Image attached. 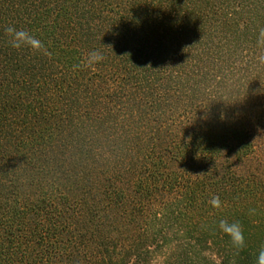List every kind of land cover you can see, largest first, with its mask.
I'll list each match as a JSON object with an SVG mask.
<instances>
[{
    "label": "trees",
    "instance_id": "1",
    "mask_svg": "<svg viewBox=\"0 0 264 264\" xmlns=\"http://www.w3.org/2000/svg\"><path fill=\"white\" fill-rule=\"evenodd\" d=\"M167 1L169 6L166 4L160 12L173 17L172 24H167L162 14L152 18L151 13H143V24L148 23L146 20L152 23L149 32L171 30L178 23L176 11L171 10L173 3ZM141 2L116 0L111 5L110 0H55L53 4L39 0H0V35L5 24L15 26L21 22L18 18L14 22L11 15L23 9V25L46 45L49 54L45 56L54 59L57 56V65L64 69L52 74L47 71L49 67L42 66L33 78L23 80L24 101L17 115L21 120L12 123L22 128L12 136L10 152L0 146V264H78L88 260L95 264L99 260L92 255L88 259L83 237L75 233L73 221L79 219L78 212L83 208L67 184L72 178L78 186L74 191H80V195L93 182L102 199L116 200L134 227L144 231L143 235L160 236L162 229L171 223L170 214H183L187 219L191 212L200 218L207 215L209 221L217 222L213 226V231L217 230V242L213 241L220 253V264H256L262 238L259 237L258 243L249 241L256 236L249 232L250 220L244 217V212L249 211L250 218H257L254 215L261 212V208L256 210L253 205L263 199L264 170L242 172L236 167L254 153L248 121L264 120V106L258 107L255 100L250 102L252 91H247L243 103L220 105L186 95L183 85L194 76L188 75L187 66L175 71V59L165 57L158 63L163 56L157 42L155 55L146 56L149 49L142 52L149 66L147 70L153 65L154 69H162L160 73L148 75L147 70L141 73L139 59L133 55L135 61L122 60L127 65L116 64V75L107 77L105 82L110 87L102 97L104 100L95 98L86 104L88 95H92L88 83L92 75L98 78L97 72H90L89 77L88 68L81 66L83 50H69L59 41L57 31L62 25L58 22L73 23L76 16L73 17L72 11L81 5H90L95 10L111 5L124 21L125 7L130 5V11L139 13ZM159 2L162 0H148V5L159 8ZM53 25L57 30L50 32ZM173 39L170 38L171 42ZM130 59L134 58L130 56ZM101 65L102 62L98 63ZM249 66L250 63L246 69ZM200 78L206 80L210 75ZM151 82L157 83V87H152ZM58 98L64 107L57 106L61 103L56 101ZM72 99L78 103L76 109L82 106V112L85 108H91V112L79 115L73 109ZM11 127L7 112L0 110V135ZM144 132L147 136H141L140 141L145 150L140 161L134 160L129 155L133 150L131 136ZM18 171L24 180L22 177L21 184L15 186L13 180ZM128 176L132 177L131 187L125 192L118 187ZM64 181L66 184H62ZM26 187L34 189L32 197L21 192ZM213 196L219 197V208L210 203ZM221 219L242 226L247 238L242 249H235L229 237L219 230ZM158 224L160 232L150 231ZM203 227L197 228L196 234ZM231 251L233 255L225 254Z\"/></svg>",
    "mask_w": 264,
    "mask_h": 264
},
{
    "label": "rangeland",
    "instance_id": "2",
    "mask_svg": "<svg viewBox=\"0 0 264 264\" xmlns=\"http://www.w3.org/2000/svg\"><path fill=\"white\" fill-rule=\"evenodd\" d=\"M54 1L39 0V3L53 4ZM110 1L111 5L116 3V0ZM171 1L173 3L171 10L176 11L178 23L174 24L171 30L167 29L166 31L160 29L157 32H149L152 29L151 20H146L148 23L143 24L145 19L142 16L143 13L147 14L148 12L152 14V18L157 14H162L161 16L167 18V24L171 25L173 17H166L165 11L160 12L166 4L168 5L167 0L159 2L161 4L159 8L152 5L150 7L148 0H142L138 5L141 10L139 13L130 11L131 7L128 5L125 7L126 13L123 14V16L126 15L124 21L115 13L116 10L114 11V7L109 3L110 6L96 7V10L90 5H81L72 11L74 12L73 17L74 14L76 16L73 23L58 22L62 28L57 31V36L69 50L81 49L85 54L98 50L104 56L103 65L98 66L97 64L94 69L87 71L89 77L92 75L90 72H97L98 78L96 79L92 75V81L88 83L90 84L88 91H91L92 95H88L89 100H85L86 104H91L90 101L92 102L95 98L100 102L104 100L102 97L110 87L106 83V79L116 75V64L123 67L127 65L122 60L127 59L130 62L139 59V70L142 71L141 73L145 72L149 66L144 60L142 51L149 49L146 56L148 54L155 55L154 44L158 42L161 47V56H163L158 63L161 64L165 57L175 59L173 62L175 71H178L180 67L187 66L191 72L188 75L194 76L183 85L186 95L202 99L205 102L209 101V104L217 102L220 105L229 102L243 103L247 91H252L254 96L250 97V102L253 103L255 100L257 106L259 104L264 106V0H180L179 4L176 0ZM185 4L187 5L185 6ZM24 13L22 9L17 14L11 15L14 22L17 18L21 21H18L19 23H16L15 27L27 29L21 20ZM41 14L39 15L41 16ZM33 23L36 22L33 21ZM7 26V24L4 25L5 28ZM56 30L57 27L55 29L53 25L50 32ZM1 33L3 35H0V110L3 113L7 112L8 121L12 127L1 133L0 146L8 153L12 148V136L22 128L13 125L21 120L17 115L24 101V98L23 100L21 98L25 93L23 80L33 78V75L39 72L37 69H41L42 66L49 67L47 71L52 74H59L64 69L57 65V56L54 59L50 56L33 54L28 49H13L8 43L4 31ZM31 33L38 36L35 32ZM170 38H174V41L171 42ZM47 41L50 42V40ZM176 42L178 43L176 44ZM150 48H152L151 52ZM133 55L137 56L136 59ZM130 56L134 59H130ZM34 59H37V62ZM192 61H194L192 66L188 67ZM249 63L251 66L246 69V65ZM241 69H246V71ZM43 70L45 69L43 68ZM161 70L157 67L154 69L152 65L147 71L149 75L155 71L160 73ZM195 73L200 76H196ZM203 73H209L210 78L201 79ZM151 85L157 87V83L151 82ZM173 94L176 93L173 92ZM99 96L100 99H98ZM72 100L75 110L78 103L74 99ZM56 101L61 102L57 106L64 107V102L62 103L61 99L58 98ZM71 102L69 105L72 104ZM3 108L6 109L3 110ZM76 110L81 116L91 112V108H85L82 112V106ZM75 115L74 113V118L77 117ZM248 122L252 132L251 143L254 146V153L246 158L244 163L236 164V167L242 172H247L250 169L264 170V120ZM146 134L147 132H144L142 135L131 136L130 143L133 150L129 155H132L134 160L140 161L143 155L145 149H143V142L140 140L141 136L145 137ZM17 174L18 176H14L13 180L15 186L21 184L23 177L20 171ZM126 179L118 187L123 188L125 192L131 187L132 177L128 176ZM75 180L72 178L71 181L69 180L70 182H67L75 196V201L81 203L83 208L81 212H78L79 219L73 221L74 228L77 229L75 233H79L83 237L88 259L91 255L93 258H99L95 264H109V260H111V264H220V257H218L220 253L214 245V241L217 242V230L213 231V226L217 222L209 221L211 218L208 219L207 215L200 218L195 216L197 213L191 212L187 219L182 217L183 214L175 216L170 214V225L165 229L161 228L163 232L160 236L163 237L143 235L144 231L134 227L132 219L123 214L120 206L115 203L116 200L108 202L102 199L100 191L94 190L93 182L92 184L88 183V187L84 191L86 193L80 195V191H74L78 188ZM62 184H66L65 181ZM22 191L26 195H31L30 197L34 193V189L28 187L21 188ZM261 198L263 199L257 200L256 205H253L256 210L261 208V212L254 215L257 218L248 217L250 216L249 211L244 212V217L250 220L249 232L256 236L250 238L249 241L258 243L259 237H261V243L264 246V191ZM174 217L176 218L173 219ZM202 226L204 227L200 233L203 234H196L197 228L200 229ZM255 226L257 227L253 229ZM159 227L158 224L155 229L150 231L156 233L160 229ZM196 239L201 243H198ZM245 239L247 240V238ZM228 252L225 254L233 255L234 253V251ZM78 264H91V262L88 260L78 262ZM229 264H233V262ZM234 264L245 263L236 262Z\"/></svg>",
    "mask_w": 264,
    "mask_h": 264
},
{
    "label": "clouds",
    "instance_id": "3",
    "mask_svg": "<svg viewBox=\"0 0 264 264\" xmlns=\"http://www.w3.org/2000/svg\"><path fill=\"white\" fill-rule=\"evenodd\" d=\"M5 36L8 38V43L13 49H28L33 54L48 55L46 45L27 29L17 28L14 25H9L4 29ZM104 60L103 54L98 50H93L86 53L81 61V66L88 69H94L95 66ZM210 203L214 208H219L220 199L218 196H213ZM219 230L227 235L232 246L240 250L245 245L242 226L239 222L229 223L226 219L219 221ZM256 264H264V246L261 247Z\"/></svg>",
    "mask_w": 264,
    "mask_h": 264
}]
</instances>
